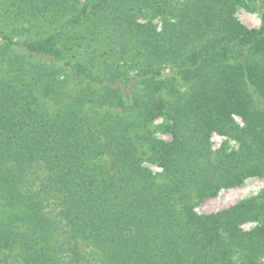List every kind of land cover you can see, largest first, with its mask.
<instances>
[{"label": "trees", "instance_id": "obj_1", "mask_svg": "<svg viewBox=\"0 0 264 264\" xmlns=\"http://www.w3.org/2000/svg\"><path fill=\"white\" fill-rule=\"evenodd\" d=\"M256 3L0 0V264H263Z\"/></svg>", "mask_w": 264, "mask_h": 264}, {"label": "rangeland", "instance_id": "obj_2", "mask_svg": "<svg viewBox=\"0 0 264 264\" xmlns=\"http://www.w3.org/2000/svg\"><path fill=\"white\" fill-rule=\"evenodd\" d=\"M85 0H80L83 3ZM264 11V6L262 4L256 3L252 6L251 10H248L244 7H238L233 14L235 19L238 20L242 25L249 29H259L261 26V15ZM154 24L159 26L157 20L153 21ZM26 25V24H22ZM14 26L21 27L20 24H14ZM25 34H17L14 36L15 41H22ZM167 72V71H166ZM234 120L241 124L239 118L234 117ZM162 122L161 119H158L154 122L153 127H157ZM158 138L163 140H169L168 135L162 133H156ZM226 140L222 136L213 134L211 137L212 148L217 149L220 147L222 142ZM228 146L230 148H235L236 144L233 141H229ZM153 171L158 172L159 170L156 167H150ZM264 192V179L259 177H250L243 181V183L237 187L230 189H222L218 194L210 199H205L201 204L195 209V212L198 214H209L217 211L226 209L235 203L250 197H255L260 193ZM253 224H245L243 226L244 230L251 228ZM262 263L264 264V256L261 258Z\"/></svg>", "mask_w": 264, "mask_h": 264}]
</instances>
